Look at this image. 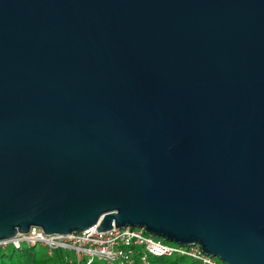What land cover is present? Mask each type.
I'll return each mask as SVG.
<instances>
[{
  "label": "water",
  "instance_id": "1",
  "mask_svg": "<svg viewBox=\"0 0 264 264\" xmlns=\"http://www.w3.org/2000/svg\"><path fill=\"white\" fill-rule=\"evenodd\" d=\"M96 224L264 264V0H0V240Z\"/></svg>",
  "mask_w": 264,
  "mask_h": 264
},
{
  "label": "built area",
  "instance_id": "2",
  "mask_svg": "<svg viewBox=\"0 0 264 264\" xmlns=\"http://www.w3.org/2000/svg\"><path fill=\"white\" fill-rule=\"evenodd\" d=\"M97 225L89 234L79 231L56 236H44L43 230L38 228L0 240V248L13 246L20 249L27 243L43 246L49 254L65 249L72 252L73 264H97V260L105 261V264H137V261L152 264L154 256L186 257L201 264H229L207 254L198 243L181 245L170 242L153 235L145 227L117 226L102 232Z\"/></svg>",
  "mask_w": 264,
  "mask_h": 264
},
{
  "label": "trees",
  "instance_id": "3",
  "mask_svg": "<svg viewBox=\"0 0 264 264\" xmlns=\"http://www.w3.org/2000/svg\"><path fill=\"white\" fill-rule=\"evenodd\" d=\"M8 246L0 248V264H73L71 262L72 252L65 249H57L52 254H49L46 248L40 245H29L17 249L13 247V250H18V254L14 253L8 254ZM6 258L10 262L6 261ZM152 264H196L192 260L186 257H167V256H154L151 258ZM137 264H140L137 261Z\"/></svg>",
  "mask_w": 264,
  "mask_h": 264
},
{
  "label": "rangeland",
  "instance_id": "4",
  "mask_svg": "<svg viewBox=\"0 0 264 264\" xmlns=\"http://www.w3.org/2000/svg\"><path fill=\"white\" fill-rule=\"evenodd\" d=\"M27 246H28L27 243H24L23 244V247H27ZM6 251H7L8 254H11V253H14V252H15V255L18 254V250H15L14 251L13 250V247H9ZM0 259H1V254H0ZM6 261L10 262V260L7 259V258H6ZM97 264H105V261H99V260H97ZM196 264H201V263L197 262Z\"/></svg>",
  "mask_w": 264,
  "mask_h": 264
}]
</instances>
